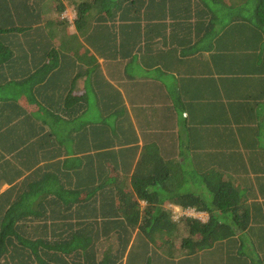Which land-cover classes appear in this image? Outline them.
Wrapping results in <instances>:
<instances>
[{"label": "trees", "instance_id": "obj_1", "mask_svg": "<svg viewBox=\"0 0 264 264\" xmlns=\"http://www.w3.org/2000/svg\"><path fill=\"white\" fill-rule=\"evenodd\" d=\"M182 13L264 58V0H0V264H264V167H254L264 154L233 148L251 138L230 128L250 122L181 132L175 148L145 134L141 148L117 91L95 100L70 89L62 104L52 91L67 80L68 50L127 56L143 26ZM172 205L209 218L176 217ZM215 247L219 258L202 256Z\"/></svg>", "mask_w": 264, "mask_h": 264}, {"label": "crops", "instance_id": "obj_2", "mask_svg": "<svg viewBox=\"0 0 264 264\" xmlns=\"http://www.w3.org/2000/svg\"><path fill=\"white\" fill-rule=\"evenodd\" d=\"M196 18L182 13L180 19L167 16L156 20L163 26L149 22L142 33L135 35L140 37V49L127 56L118 53L101 57L90 46L81 51L68 50L69 59L59 61L60 68L67 71V80L64 87L54 85L55 98L62 104L70 89L85 99L88 94L94 95L95 100L101 98L102 92L117 91L122 95L117 97L118 103L127 107L141 148L145 134L152 139L164 138V146L175 148L182 133L190 138L202 128L204 133L211 128L215 133L216 126L228 131L229 122L233 125L236 121H248L250 128L242 132L235 124L230 127L236 137L251 138L246 142L237 139L233 148L264 154V58L254 50L256 47H242L239 36L197 28ZM189 23H193V29H189ZM149 38L162 43L149 47ZM164 45L173 50L167 61L162 52ZM95 65L101 70V77ZM29 67L24 77L34 72ZM134 106L146 113L137 114ZM181 106L187 108L184 116L177 114V107ZM87 141L86 138V151L97 152L93 145L88 147L92 138ZM254 167L263 168L264 160L257 156Z\"/></svg>", "mask_w": 264, "mask_h": 264}, {"label": "rangeland", "instance_id": "obj_3", "mask_svg": "<svg viewBox=\"0 0 264 264\" xmlns=\"http://www.w3.org/2000/svg\"><path fill=\"white\" fill-rule=\"evenodd\" d=\"M75 15H76V12H75L74 7H69V9L63 14V16L69 18V21L70 20L73 21V19L75 18ZM8 187H9V185L5 184V185L2 186V190L7 189ZM171 207L173 208L174 213H175L174 215L176 217H178L180 215H183V214H188V215L196 216V217L202 219L203 221H207L208 218H209V213H207V212H197L195 209L182 210L181 208L176 207L174 205H172ZM33 229H34V227L31 226L30 230L32 231ZM132 237H133L132 241L137 239L138 236L136 235V232H133ZM114 242L117 243L116 240ZM220 255H221L220 251L217 250L216 247H215L214 249L209 250L208 252H205L204 255H202V256L212 259V258H219L217 256H220Z\"/></svg>", "mask_w": 264, "mask_h": 264}]
</instances>
